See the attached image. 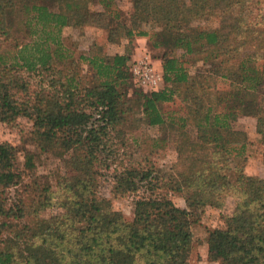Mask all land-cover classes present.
<instances>
[{
  "label": "trees",
  "instance_id": "16d2710c",
  "mask_svg": "<svg viewBox=\"0 0 264 264\" xmlns=\"http://www.w3.org/2000/svg\"><path fill=\"white\" fill-rule=\"evenodd\" d=\"M92 1L0 0V34L6 41L10 42L7 21L16 8L26 15V28L35 21L41 24L43 32L31 50L27 43L10 44L16 50L12 62L7 60V51L0 52V119L4 111L27 115L33 122L31 138L39 151L55 147L72 150L76 168L74 179L59 176L60 192L55 194L46 181L40 184L33 178L31 183L25 182L26 175L35 174L32 152L27 151L24 163L20 164L17 147L0 142V264H188L185 252L193 246L191 227L198 221L196 210L190 206L198 201L199 191L222 192L226 188L225 176L230 168L238 167L243 154L245 141L238 137L234 120L254 114L258 131L264 134V115L252 97L256 88L264 87V18L229 14L235 2L250 0H190L186 7H181L178 0H133L132 19L139 17L142 7L149 8L152 17L154 14L169 19L205 17L214 8L221 16L214 28L173 26L150 34L146 29L126 27L125 37L129 41L145 36L150 47L162 48L158 57L162 79L175 85L139 94L143 123L168 122L180 130L193 126L196 146H209L213 153L211 158L187 160L190 167H197L191 173L178 172L184 177L188 207H179L165 194L155 192L159 181L164 185L177 184V189L182 186L177 175H158L148 155L116 172V195H137L133 217L127 220L120 211H100L89 206L88 201L97 186L95 175L102 151L106 156L116 153L113 136L122 141L123 126L135 120L130 116L125 91L129 54L87 58L91 71L94 69L90 82L82 84L81 76L62 74L55 67V60L62 59L66 51L49 42L51 31L66 25L108 27V38L117 41V22L123 17L122 13L120 18L117 11L109 10L114 0H95L103 10L90 8ZM197 53L202 54L204 63L211 64V74L203 81L190 78L185 65L193 63ZM251 60L258 62L250 64ZM20 67L38 69L47 80V87H41L34 97L20 103L23 107L11 91V87L23 92L29 89V80L18 72ZM219 82L227 83L226 92L217 100L220 110L213 111L207 97L210 90L218 89ZM176 99L183 102V114L168 116L162 106ZM244 182L248 190L230 217L232 226L214 228L208 233V255L221 258L224 264H264V200L260 195L264 178L247 176ZM15 185L28 188L36 201L27 203L19 196L8 203L6 192ZM52 197L63 210L41 219L39 211ZM201 198H205V193L200 194ZM27 207L34 211L31 222L22 221ZM13 220L20 221L21 226L13 225ZM104 223L113 229L107 241L93 235V230Z\"/></svg>",
  "mask_w": 264,
  "mask_h": 264
},
{
  "label": "rangeland",
  "instance_id": "374dc122",
  "mask_svg": "<svg viewBox=\"0 0 264 264\" xmlns=\"http://www.w3.org/2000/svg\"><path fill=\"white\" fill-rule=\"evenodd\" d=\"M181 7H186L190 4V0H178ZM90 8L103 10V6L95 0L89 4ZM109 10L121 13L123 20L117 22L119 38L117 41H112L108 38V27L82 26L75 27L66 25L55 28L51 31L49 42H53L56 46L66 51V55L58 60H55V67L60 68L62 74L72 73L75 76L82 77V84L90 82L94 67H89L88 59L91 57H111L115 53H128L129 60L127 67L130 68V62L133 58L146 51L154 63L158 71L162 73V64L158 58L162 48H152L148 44V39L145 36H135L131 41L125 37L126 27L131 26L133 29H146L150 34L155 31L164 30L173 26L187 28L189 26H198L204 28H214L218 26L221 13L217 9H212L208 16L196 18L184 17H152L150 9L142 7L139 9V17L132 19L130 14L133 10V0H114V4ZM232 16H248L251 19L258 20L264 18V0L237 1L230 10ZM26 15L17 12L11 17L7 24L9 25L10 42L6 41L4 36L0 34V52H6L12 62V55H15L16 50L10 44L20 41L27 43L28 50L36 41L40 40L43 32L41 24H36L35 21L28 28L25 27L23 20ZM119 18V19H120ZM264 21V19H263ZM114 23L112 20L111 25ZM28 29V30H27ZM32 30V31H31ZM141 38V40H138ZM23 44V45H24ZM21 46V45H20ZM19 46V47H20ZM26 50V51H28ZM170 55H173L172 53ZM194 62L186 63V68L190 78L196 81H203L211 74L210 61L204 63L202 54L193 55ZM258 60H251L250 64L256 65ZM161 64V66L159 65ZM253 66H251L252 68ZM129 71V69H128ZM19 74L28 79V91L23 92L16 87H11L14 92V97L17 98L19 106H24L20 103L26 102V99L34 97V92L41 90V87H47V80L40 70H29L27 67H20ZM175 86L171 82H166L164 79L159 84V89L164 87ZM217 88L210 90L211 95L207 97L209 106L213 111H219L218 98L226 92L227 83L219 82ZM144 89L139 87L135 78L129 71V76L125 83V91L127 93L128 103L131 106L130 116L135 120L123 126L122 141L113 136L114 147L116 153L106 156V152L102 151L100 155V166L97 168L95 175L97 186L91 196L88 205L100 211L107 208L120 211L127 220H131L134 211V199L136 194H128L125 196L116 195L114 174L124 166L135 164L134 160L141 156L148 155L149 163L154 166L158 175L164 174L166 177L178 176L181 181L180 189H177V184L164 185L162 181L156 184L155 192L163 193L171 199L175 205L179 207H188L190 203L184 196L185 188L183 187L184 177H181L178 172L180 170L192 172L194 168L190 167L186 161L195 160L197 157L204 159L211 158L213 153L209 146L198 148L194 140L196 132L193 126H186L181 130L178 127L166 122L165 125H147L141 119V97L139 94ZM145 91V90H144ZM251 100L250 94L248 95ZM255 104L260 107V113L264 115V87L256 88V93L252 95ZM183 102L176 99L175 102L164 103L162 106L163 112L169 116L176 117L183 114ZM2 119H0V142H7L18 149V162L23 164L25 161V153L27 151L34 154L35 159V174L29 173L24 177L25 182L31 183L35 178L42 182H48L55 194H59V186L57 180L60 177L66 176L67 179L76 177L74 151L65 148H52L47 151H39L35 140L31 138L32 120L23 113H15L12 111H4ZM167 125V126H166ZM233 126L238 131L239 138L244 139L243 154L240 155L238 167L230 168L225 176L226 188L222 192L205 191L198 192V201L191 205L192 210H196L198 221L191 227L194 233V241L191 250L185 252L188 264H224L219 257L208 255L207 238L208 233L214 228H230L232 226L230 217L234 214L237 202L244 197V191L248 190L244 179L247 176L254 178H264V134L258 131L257 116L248 114L239 116L233 122ZM240 146V145H239ZM186 163V164H185ZM218 170V168H216ZM164 178V176H162ZM176 177V178H178ZM34 178V179H33ZM63 183V182H62ZM205 193V198L200 199V194ZM31 194V197H30ZM52 196L53 193L50 192ZM264 200V190L260 194ZM7 202L10 203L23 196L27 203L36 201L34 193L23 188V186H12L6 192ZM37 195L36 197H38ZM194 201L193 197L189 198ZM206 202L203 203V201ZM63 208L59 205L54 197L49 204L44 206L39 211L41 219L48 218L52 215L60 213ZM34 219V211L27 207L26 216L22 219L24 222H31ZM13 225L21 222L18 220L12 221ZM93 235L102 241L110 240L113 235V229L104 223L93 230Z\"/></svg>",
  "mask_w": 264,
  "mask_h": 264
},
{
  "label": "built area",
  "instance_id": "2783aa9c",
  "mask_svg": "<svg viewBox=\"0 0 264 264\" xmlns=\"http://www.w3.org/2000/svg\"><path fill=\"white\" fill-rule=\"evenodd\" d=\"M130 71L139 87L145 91L159 89L162 73L157 70L151 56L144 51L130 62Z\"/></svg>",
  "mask_w": 264,
  "mask_h": 264
},
{
  "label": "crops",
  "instance_id": "0c3cea01",
  "mask_svg": "<svg viewBox=\"0 0 264 264\" xmlns=\"http://www.w3.org/2000/svg\"><path fill=\"white\" fill-rule=\"evenodd\" d=\"M138 40H141V38H139ZM161 66V64H159Z\"/></svg>",
  "mask_w": 264,
  "mask_h": 264
}]
</instances>
